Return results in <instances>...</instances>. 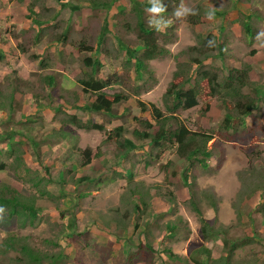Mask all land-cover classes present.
<instances>
[{"label": "rangeland", "instance_id": "374dc122", "mask_svg": "<svg viewBox=\"0 0 264 264\" xmlns=\"http://www.w3.org/2000/svg\"><path fill=\"white\" fill-rule=\"evenodd\" d=\"M157 1L149 2L158 4ZM3 2L0 0V44H3ZM51 2L57 9L58 5ZM66 2L77 5V0ZM161 3L169 13L159 17L158 25L151 26L154 31H158L157 28L163 31L161 33L164 36L156 35L157 43L160 49L165 48L168 53L149 62L139 81L126 66L121 70L120 85L107 90L109 94H128L129 102L120 106L118 111L122 114L128 108L129 113L118 117L109 126L105 124L102 131L86 138L89 143L85 146L91 150L93 164L84 169L88 171L87 174L93 173L95 180L76 188L57 184L64 177L61 171L63 161H58L54 152L47 156L48 159L45 157L50 164L49 174L54 176L56 182L47 187L54 199L38 201L43 210L39 213L41 220L23 234L21 231H4L0 222V245L9 235L27 237L26 242L31 250L39 252L41 259L45 254L62 255L60 264H148L147 261L152 257L146 248L148 245L154 249L153 253L157 252L155 264L163 263L162 260H167L166 257L171 254L178 259L170 264H184V261L189 262L192 253L202 248L210 250L213 259L221 255L222 261L226 259L234 263H242L257 255L264 256V97L258 102V109L244 119V126L236 118L231 127L232 133H222L223 139L231 136V142L218 141L214 136L207 143L206 148L211 157L207 159L206 168L198 161H176L169 165L170 161L175 160V148L162 154L161 165L156 160L160 153L156 149L130 151L125 158L117 155L119 149L115 143L102 151L104 144L112 143L105 141L116 127L122 126L129 137L132 130L139 128L134 117L147 115H142L140 104L150 114L155 108L167 115L165 103L167 101L170 108L172 103L170 98L165 100L164 94L171 84H180L186 78L185 72L190 76L193 71L202 73L207 70L217 73L222 79L231 69L249 66L252 82L245 94L249 100H257L251 89L256 86L260 88L264 82V0H162ZM121 5L125 7V15H117L114 19ZM46 6L47 10H51V5ZM78 6L81 9L76 12H71L69 7H58L60 13L66 15L64 19L68 17L70 23L85 27L82 31H74L77 33L74 37L76 40L83 39L81 42L93 46L98 41L97 34L101 33V27L107 25L101 53L111 56L119 53L122 56L124 52L120 41L134 44L135 35L125 28L129 22H133L129 16L128 0H118L106 16L103 13L95 16L89 5ZM177 11L181 12L180 16L175 14ZM207 11L213 12L211 18L205 14ZM197 14L200 20L191 22V15ZM248 15L252 16L249 20L252 37L242 27L244 17ZM62 22L44 27L49 34L45 38L46 42L61 32ZM11 24V29L16 30L13 32L17 41L13 38L9 41L8 36L5 38L6 56L0 59V71L3 72L14 64L17 68L19 64L26 65L27 54L22 55L19 46L30 45L33 38L32 31L25 30L20 20H14ZM210 45L213 46L209 53L212 59L190 69L189 61L193 58L202 59L199 53ZM191 48L196 50L190 52ZM115 60L120 67V56ZM51 65L55 67L54 62ZM182 67L189 70H183ZM175 72L183 77L174 78ZM100 73L104 78L114 75L107 68H102ZM70 75L73 77L72 72ZM203 84L199 106L193 110L176 112V119L171 120L173 127L181 123L195 132L205 131L212 135L220 128L226 113L222 104L223 95L213 98L210 110L201 115L208 101L207 86ZM24 116L28 117V111H24ZM2 121L3 116L0 117ZM254 138L256 142H252ZM99 153L103 158L101 155L96 158ZM151 160L152 166L146 167L145 162ZM166 164L169 166L163 169L162 165ZM45 168H38L41 174L46 175ZM73 176L80 175L75 171ZM194 204L200 210L201 219L209 226L207 239L202 236V223L194 211ZM135 205L140 206V209H135ZM74 218V231L71 233L68 227L67 233L66 227L72 226ZM3 223L10 226L5 220ZM170 223L179 225L176 238L168 236L167 227ZM250 226L255 228L253 237L248 235ZM229 230L233 236H249L246 240L252 241L250 247L245 246L231 255L223 248L212 246L216 245L218 239L223 240L222 233ZM216 232L218 234H213ZM135 254L138 257L132 263L128 262V258ZM0 264L7 263L1 260Z\"/></svg>", "mask_w": 264, "mask_h": 264}, {"label": "trees", "instance_id": "16d2710c", "mask_svg": "<svg viewBox=\"0 0 264 264\" xmlns=\"http://www.w3.org/2000/svg\"><path fill=\"white\" fill-rule=\"evenodd\" d=\"M56 1L61 8L69 7L71 12L79 11L81 8L78 5L84 4L89 5L95 16L101 15L102 13L106 16L107 11H109L118 0H77L75 3L77 5L74 6L68 4L66 0ZM149 1L128 0V7H130L128 9L130 13L129 16L133 22L131 24L130 22H126L128 24L124 26L127 32H131L135 35V38L133 42L134 44L120 41L121 50L124 52L122 56L121 54L119 55V53H116L113 56L105 52L101 53L103 37L108 28L107 25L101 27V33L97 34L98 41L93 46L87 45V42H80L79 44L74 45L80 54L79 60L82 65L80 85L82 86L85 99V106L82 110L87 112L90 117L86 122L81 123L78 117L73 115L70 116L67 121L69 124L79 129L102 131L106 126L105 124L110 125L114 120H117L118 117L125 116L129 113L128 108H126L122 114L118 111L120 106L129 102L128 94H109L107 93V90L120 85L121 70L126 66H129L128 69H131L135 79L139 81L142 76L141 73L147 70L149 62L162 58L168 53L167 49H160L157 43L156 35L164 36L162 35L163 33H161L163 31H161L160 28H157L160 33L152 30V26H150L149 23L153 20L157 21L160 16L169 12L166 7H163L161 3L162 0H158L157 3L160 4L165 11L154 15L148 11V9L154 5L153 2ZM123 6L124 5L119 6L117 14L113 16L114 19L117 15L120 17L125 15L124 12L126 10ZM27 11L34 16L33 22L35 21L36 24H34L36 26L41 27L45 23L43 21L38 22L32 5L29 6ZM208 13H211V11L205 12V14ZM199 18L200 15L198 14L196 16L191 15V22L196 20L199 21ZM251 18V15L244 17L245 23L242 24L245 33L249 37H252L249 26V20ZM106 20L107 18L104 21ZM168 20L169 19L165 20V23H167ZM66 38L67 32H63L59 35L57 40L65 41ZM220 47V53L222 54V46ZM191 49L190 52L196 50V48ZM212 49L213 46L210 45L204 52H200L199 54L202 55V59H191L189 61L190 69L193 70V66L198 67L200 64L203 65L206 61L211 60L213 56L209 53ZM119 56L122 62L120 67L116 64L115 60V58ZM1 57L2 55H0V58ZM37 58H39L38 55H33L31 60ZM47 61L49 60H41V69H47L49 67ZM113 61H115V63H113ZM180 66L187 67L186 65ZM185 67H182V69L186 70L187 68ZM102 68H107L109 73L113 72L114 75L104 78L100 73ZM188 70L189 69H187V71ZM182 71L178 72L182 73ZM178 72H175L174 78L180 79L183 76ZM251 72L249 66L244 67L243 69H231L227 76L223 78L221 77L222 79L219 78L217 73H210L207 70L202 73L193 71V74L190 76L185 72L186 74H184L186 78L182 79L180 84H171L164 94L165 100L166 98H170L172 103L171 108L168 106L167 101L165 103L168 112L167 115H164L155 108H153V111L150 114L146 111L144 105L140 104L142 115L145 113L147 115L145 117H134V121L139 128L132 130V134L129 137L122 126L116 127L105 141V143L110 141H112V143L104 144L102 151L115 143L119 149L117 155L125 158L130 151H147L148 149H156L160 151L158 158H156L158 164H160V157L162 154L164 155L166 154V151L175 148V160L170 161L169 165L176 161H181L180 163H193L198 161L204 168H206L207 159L211 157V153L208 152L206 148L207 143L212 140L214 136L217 137L218 141L231 142V136L223 139L222 133H227L228 135H230V132L232 133L231 127L233 128V121L236 118L239 119L240 125L244 126V119L258 109V102L264 97L263 82L260 88L255 85L256 87L251 89L256 95L257 100L252 101L247 98L249 96L245 94V90L250 88L249 86L252 82L250 79ZM37 76L44 81L47 79L51 82L53 81L51 72H40ZM27 82L28 83L25 82L24 84H21L18 72L16 71L5 75L3 82H0V113L8 116L5 121L0 122V144L1 147L6 144L10 147L9 150L3 148L0 149V222H2L1 225H3L4 231L13 233H15L14 231H21L22 234L26 230L33 229L36 226V223L40 222L41 218L39 213L43 210L40 208L38 201L40 199L53 200V194L47 189V187L56 183L54 176L49 174L48 166H46V168L44 167L46 169V175H44L41 174L38 168L28 165L26 162V155L28 153L31 154L36 162H40L43 167V158L47 153L43 151V147L65 142L69 146L68 150H65L61 154L57 151L55 155L56 157L60 156V160L64 163L67 161L71 162V165L68 164L69 166H62L61 171L64 173V177L59 179L57 184L64 186L73 185L76 188L81 186V184H91L92 179L95 177L93 173L87 174L88 171L84 169L93 164L91 150L89 148L85 150L78 148L76 135H71L70 132L64 130L63 127L50 134H46L42 132L39 126L34 127L25 121L17 120L16 112L23 110L24 99L27 96L31 97V102L35 104L37 111H40L45 107H52L63 112V109H67L66 105L69 104V101L64 95H56L54 94V91L49 93H46L45 91L42 93L40 90L36 91L31 85L32 83L29 81ZM203 83L207 86L208 101L205 102V107L200 113L201 115H205L207 111L210 110L213 98H218L220 95H223L222 104L224 105L226 113L220 128L216 129L212 135L205 131L195 132L181 123H178V125L173 127L171 120L176 119V112L179 110H193L199 106V99L202 96L201 92L202 87L204 86ZM185 86L189 87L185 89ZM72 108L75 109L76 106H73ZM93 115H98L101 122H96L93 119ZM256 141V138L252 140V142ZM101 153L97 154L96 158L101 157ZM121 159L122 158H120L119 161H121ZM119 161L117 160L118 163H120ZM152 164L153 160L145 162L146 167H150ZM169 165H162V168H167ZM75 171L80 176H73ZM173 175H175V173H173ZM68 177H71V179ZM184 180H186V178ZM256 193L261 195L258 191ZM78 197L80 198L81 195ZM134 207L137 210L140 209V206L138 205H135ZM195 209L196 210L194 211L200 216L202 223V236L204 239H207L206 233L209 226L203 219H201V213L198 206L195 205ZM75 219L76 218L71 222L72 226L66 227L67 233L68 227L69 230H71V233L74 231L73 225ZM3 220L9 222L10 226H6L3 223ZM168 226L169 238H176L175 236H177L179 225L170 223ZM230 232L231 230L222 233L224 239L221 240V244L223 246L222 248L227 250L231 255L240 245H246L252 242L251 240H246L250 238L249 236H233ZM213 234L218 233L216 232ZM26 238L27 237L7 236L0 245V261L2 260L7 264H60L59 262L62 255L49 256L48 254H45L41 259L38 254L39 252L34 253L31 250L26 242ZM50 243L52 244L53 242ZM146 248L152 256L147 261L148 264H155L154 259H156L155 254L157 252L153 253L154 249L150 245ZM197 253H199V255H197ZM211 254L210 250L202 248L200 251L192 253L189 262L184 261V264H264V261L255 256H253V259L249 257L248 260L242 263H234L227 261L226 259L222 261L221 255H218L213 259ZM159 255L160 253H158V256ZM136 257H138L137 254L130 256L128 262L132 263ZM166 259L167 260L163 259V263L161 264H170L175 261L174 259L178 258L177 256H174V254H171L169 257H166Z\"/></svg>", "mask_w": 264, "mask_h": 264}, {"label": "crops", "instance_id": "0c3cea01", "mask_svg": "<svg viewBox=\"0 0 264 264\" xmlns=\"http://www.w3.org/2000/svg\"><path fill=\"white\" fill-rule=\"evenodd\" d=\"M3 44H0V55L2 57L0 59H4L3 55L6 56V49H5V38L8 36L9 41L12 40V38L17 41L15 36V31L11 29V23L14 20H20L22 23V27L25 28V30H30L33 33L32 43L28 46L20 45L19 49L21 50L22 55L27 54L26 56V65L19 64L18 68L14 64L12 67H9L5 69V71H0V82H3V78L8 73H12L13 71L18 72V77L21 84H24L27 81L31 82L32 86L35 88L36 91H41L42 93L45 91L46 93L54 91V94L56 95H64L66 99L69 101L66 105L67 109H63V112L58 111L57 108H49L45 107L41 109L40 111H37V107L33 102H31V97L27 96L24 99V106L23 110L16 112V118L19 121H25L29 125H32L34 127H38L42 130L43 133L50 134L54 131L59 130L61 127L64 128V130H67L70 132L71 135H76L77 137V147L85 150L87 149L85 144L89 143L88 138L89 136L99 132L97 130H84L79 129L71 124H69L67 121L70 116L75 115L78 117L81 123L86 122L90 115L83 111L82 108L85 106V99L84 94L82 91V86L80 85V78L82 74V65L79 60L80 54L77 51V48L74 45L79 44L83 39L76 40L74 37L77 36V33H74V31H82L85 29L82 27H78L77 24L70 23L71 20L67 17V19H64L66 15H63L62 12L60 13V10L58 7L59 4L56 0H3ZM54 1L56 5H58L57 9L56 6L51 2ZM51 5V10H47L46 5ZM11 5V6H10ZM33 6V11L36 14V18L38 22H45L41 27L36 26L35 21L33 22V17L31 13L27 11L29 6ZM22 9L21 11H19ZM54 9V10H53ZM47 10V11H46ZM5 13V14H4ZM19 13V14H18ZM74 14V13H73ZM30 16V17H29ZM57 21H63L61 25V32L60 35L63 32H67V38L65 41H58V35L56 34L54 37H51L49 41L46 42V37H49V34L45 31L44 27H50V25H53ZM35 23V24H34ZM10 25L9 27L6 25ZM70 27L73 29L70 30ZM16 29V28H15ZM53 29V28H52ZM14 31V32H13ZM13 35V36H12ZM18 47V44H17ZM33 55H38L39 58L32 59ZM58 55V56H56ZM20 57H22L19 54ZM50 60L55 63V67H51L50 61H47L49 63V67L47 69H41L40 62L41 60ZM25 66V68H23ZM102 70V69H101ZM51 72L53 76V81L50 80H41L38 78L37 74L40 72ZM70 72H72V75H70ZM75 107L73 109L72 107ZM24 111H28V117L24 116ZM58 111V112H57ZM22 115V117L20 116ZM3 116V121H5L8 116L6 114L0 113V117ZM21 117V118H20ZM63 118V119H62ZM93 119L96 122H101L98 118V115H93ZM67 122V123H66ZM12 126V125H11ZM109 126V125H107ZM106 127V126H105ZM88 141V142H87ZM68 145L64 143H56L52 146H44L43 151L47 152L45 157L48 159V155L54 154L58 151V153H63L65 150H68ZM3 148L5 150H9V145H3L0 149ZM45 157L43 166H49L50 164L46 161ZM56 157V155H55ZM60 156H57L56 159L58 161H61ZM103 158V155L102 157ZM55 159V158H54ZM26 162L28 165L34 166L36 168H39L42 166L40 162H36L35 159L31 156V154L26 155ZM62 166H69L71 165V162L67 161L66 163L62 162ZM69 164V165H68ZM82 173V172H81ZM254 227L250 226V231L248 232V235H254L252 231H254ZM216 245H212L215 248L222 249L221 239H218L217 242H215ZM250 244L246 245H240L235 251H239L241 248L245 246H249ZM214 249V248H213ZM235 253V252H234ZM217 256H215L216 258ZM256 258H259L260 260L264 261V256H255ZM246 261V260H243ZM236 263V262H235ZM239 263V262H238Z\"/></svg>", "mask_w": 264, "mask_h": 264}, {"label": "clouds", "instance_id": "9594fccd", "mask_svg": "<svg viewBox=\"0 0 264 264\" xmlns=\"http://www.w3.org/2000/svg\"><path fill=\"white\" fill-rule=\"evenodd\" d=\"M148 11H150L151 13H153L155 15V14L163 13L165 11V9L160 4H154L153 7L148 9ZM175 14L177 16H180L181 12L177 11ZM208 16H209V18H211L212 13H208ZM151 24H157L158 25V22L153 20V21L150 22V26H151Z\"/></svg>", "mask_w": 264, "mask_h": 264}]
</instances>
